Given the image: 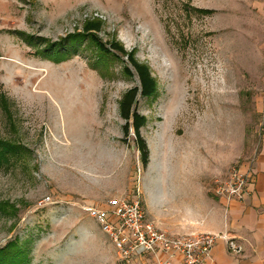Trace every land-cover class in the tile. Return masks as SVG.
<instances>
[{
    "label": "rangeland",
    "instance_id": "obj_1",
    "mask_svg": "<svg viewBox=\"0 0 264 264\" xmlns=\"http://www.w3.org/2000/svg\"><path fill=\"white\" fill-rule=\"evenodd\" d=\"M90 20L157 80L136 105L147 166L120 114L127 56L70 42ZM263 106L264 0H0V139L22 147L0 158V250L26 257L0 264H156L121 258L88 207L138 198L180 232L183 198L218 196L254 155Z\"/></svg>",
    "mask_w": 264,
    "mask_h": 264
},
{
    "label": "built area",
    "instance_id": "obj_2",
    "mask_svg": "<svg viewBox=\"0 0 264 264\" xmlns=\"http://www.w3.org/2000/svg\"><path fill=\"white\" fill-rule=\"evenodd\" d=\"M250 179L249 170L234 167L228 178L218 184L215 192L228 202L243 198ZM87 210L111 237L123 259L150 254L156 264H210L212 249L219 238L228 240L233 250L240 251L226 233H168L147 219L138 198L110 199L107 208L92 206Z\"/></svg>",
    "mask_w": 264,
    "mask_h": 264
},
{
    "label": "crops",
    "instance_id": "obj_3",
    "mask_svg": "<svg viewBox=\"0 0 264 264\" xmlns=\"http://www.w3.org/2000/svg\"><path fill=\"white\" fill-rule=\"evenodd\" d=\"M241 167L251 173L243 198L228 202L216 196L197 201L189 196L183 198L184 205L179 208L181 231L176 234L226 233L240 248L235 251L228 240L217 239L210 264H264V126L254 155Z\"/></svg>",
    "mask_w": 264,
    "mask_h": 264
},
{
    "label": "trees",
    "instance_id": "obj_4",
    "mask_svg": "<svg viewBox=\"0 0 264 264\" xmlns=\"http://www.w3.org/2000/svg\"><path fill=\"white\" fill-rule=\"evenodd\" d=\"M210 12V10H205ZM102 30V22L100 20H90L87 21L84 25V32L74 36L71 39V43L76 41L81 37H88L90 42L93 43L102 55L116 56L113 51L121 55H126L128 58V64L125 68V72L129 75H133V71L137 74L140 84L134 86L123 94L120 100V114L125 120L123 126L124 132L126 135L130 133V130L133 129L135 135V142L137 149L140 152L141 160L144 166H147L150 160V149L146 139L143 137L141 129L146 125L147 119L144 115L140 114L137 109V98L139 95H142L146 98L152 97L157 91V80L152 75V72L149 66L145 63L138 61L135 57L133 51L127 52L123 47L122 43L114 41L111 43V48L106 47L105 44L98 37V33ZM72 36V35H71ZM22 147L16 143H13L8 140L0 139V158L6 157L9 153H17ZM19 247H11L9 249L0 250V257H8L11 259L12 263L21 262L22 258L25 257Z\"/></svg>",
    "mask_w": 264,
    "mask_h": 264
}]
</instances>
